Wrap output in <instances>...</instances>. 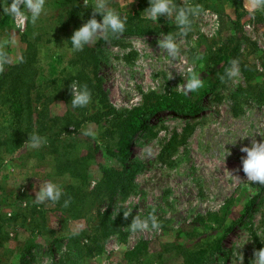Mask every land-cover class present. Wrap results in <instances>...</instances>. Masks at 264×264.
<instances>
[{"label":"rangeland","instance_id":"1","mask_svg":"<svg viewBox=\"0 0 264 264\" xmlns=\"http://www.w3.org/2000/svg\"><path fill=\"white\" fill-rule=\"evenodd\" d=\"M63 1L45 0L34 22L0 15V54L17 62L35 41L39 82L63 79L45 90L54 93L47 102L49 131L65 115L79 123L63 140L47 136L39 148L25 141L11 149L3 118L12 96L3 91L15 74L5 76L8 69L0 64V264H251L264 247V184L247 180L240 147L264 139V10L250 14L243 0L248 13L236 22L233 0H181L200 11L190 18V30H174L175 57L158 45L163 28L175 24L166 16L135 19V26H157L158 32L98 34L88 45L97 55L100 87L91 90L87 105L73 107L65 99L68 79L92 65L82 69L73 62L77 51L60 22ZM79 1L86 21L93 9ZM108 3L126 17H143L149 0ZM240 59L255 75L250 82ZM232 60L239 75L230 79L225 69ZM189 66L201 73L202 87L185 93ZM103 93L115 111L103 105ZM159 98L188 106L145 112ZM131 110L140 117L126 119ZM120 129L132 136L117 156L112 149ZM237 135L244 138L236 141ZM116 171L119 184L109 196L108 179ZM47 180L61 186V198L37 203L35 194ZM137 214L155 216L158 226L149 220L148 228L133 230Z\"/></svg>","mask_w":264,"mask_h":264},{"label":"trees","instance_id":"2","mask_svg":"<svg viewBox=\"0 0 264 264\" xmlns=\"http://www.w3.org/2000/svg\"><path fill=\"white\" fill-rule=\"evenodd\" d=\"M235 2V8L236 11H239L240 18L236 20V22H239V20L245 16L248 12L244 9L243 6V0H233ZM68 2H70L68 4ZM178 2L183 3L181 0H178ZM62 10L60 13H62L63 17L61 16L60 22L61 27L65 34L67 36H71L74 29L79 27L82 23H84V11L82 7V3L79 0H64L62 3ZM241 10V11H240ZM256 12V11H255ZM64 16L67 20L64 19ZM140 18L141 20H144V18L140 15V13H137L135 15L130 14L127 17L125 24L124 31H134L139 34H145V33H154L158 32L160 30L159 27L156 26V28H150L148 26H135V19ZM69 22V25L73 27L72 31L70 33H66L67 28L69 27L67 23ZM177 25L173 24L171 26L167 25L163 28L165 32H170L175 35V29ZM40 35H35V38H39ZM28 47H32L28 51H24L22 58H20L17 62H9L5 63V68L7 67V71L4 73L5 76L9 75V73H14L15 76L11 77V81L9 82V85L4 88V93L11 95L12 99L10 100V106L8 105V113L4 115L3 120L6 122H9V127L11 128L10 133V148L11 149H18L20 148L25 141L28 140V137L32 133H38L42 137H52L53 139L57 140H63L62 135L63 133L68 134L70 132L69 127L70 126H78L79 123L75 121V123H70L71 120L67 115L62 116L60 119V127L54 131H49L47 121L45 119H51L48 116V100L50 99V96L54 93H46V89L48 86H54L57 84L58 81L63 80L62 78H56L51 77L50 79H45L46 81L40 83L39 82V76H42V72L40 70V55H39V48L37 47L36 42H28ZM83 50H87L86 54H83ZM240 54L239 51H237V55ZM78 57L75 58L73 62H79L81 65H83L82 69H85L86 66L92 65L91 69L88 70L87 73H84L83 70L78 69L77 73L75 75H72V78L70 77L68 79V84L66 85L67 93L65 96L66 100L71 101V91H70V83L74 80V78L83 85H87L88 89L91 90L99 86V74L97 71V55L94 53V50L92 47H89L88 44L85 45L81 50L77 51ZM242 64V71L247 79V81H251L255 75L251 74L248 71V66L246 62L242 59H240ZM10 72L8 73V71ZM27 77V78H25ZM1 84V83H0ZM51 92H54L52 89ZM177 97L184 96L181 92H178L175 94ZM8 100V99H7ZM102 101L103 105L107 106L109 112L112 110L115 111V109L111 106V104L107 101V96L105 93L102 94ZM188 104L187 102H173L168 98H159L155 101L154 105H146L145 112L154 113L157 111L162 110H183L187 108ZM0 107H2V102L0 101ZM133 117H140L138 115V110H131L129 112V116L126 117V119H132ZM2 115H0V123L3 122ZM124 119V120H126ZM141 119V118H140ZM52 121L54 125L56 126V122H59L55 118L52 117ZM143 122L138 125L134 126V131H136L138 128L141 127ZM129 124H132L129 123ZM1 125V124H0ZM126 125L124 123L120 124V128H124ZM48 128V130H47ZM132 132H129L126 129H120L119 131V142H117L116 149H112V152L119 156L120 150L122 149H128V144L131 140ZM125 150V151H126ZM123 152V151H121ZM107 173H112L113 169H107ZM119 174L117 171L114 175L111 174V177L108 179V191H106L107 195L112 196L113 192L117 189L119 184V177L117 176Z\"/></svg>","mask_w":264,"mask_h":264},{"label":"clouds","instance_id":"3","mask_svg":"<svg viewBox=\"0 0 264 264\" xmlns=\"http://www.w3.org/2000/svg\"><path fill=\"white\" fill-rule=\"evenodd\" d=\"M83 2L86 7L90 6L93 9L94 14L74 29L71 36L67 39L71 42L72 50H81L98 34H115L124 31L127 17L117 9L111 7L108 0H91V4H89V0H83ZM246 7L250 14L256 10H264V0H249ZM0 8H2L0 15H6L12 20L21 21L25 18H30L34 22L44 12L45 0H6V2L5 0H0ZM199 11V5L177 3V0H149L148 6L143 10V18L157 22L160 21L162 16H166L180 28L181 32H185L190 30V18L198 15ZM96 13L100 14L101 19H97ZM158 45L161 49H166L169 56L175 57L178 52L176 37L170 32H166L164 37L159 39ZM9 62L10 59L7 55L0 54V64ZM188 72L190 75L184 84L185 93L199 90L202 87L201 73L194 70L193 66H189ZM225 72L230 79L238 77L239 67L237 66V62L232 60L230 66L225 69ZM69 87L71 91L70 102L73 107L84 106L90 102L91 93L87 85L71 81ZM238 137L244 138L237 135L236 141ZM45 142V138L38 133L30 134L27 140V144L31 148H39ZM240 151L245 153L241 157V163L247 180L264 184V139L259 141L252 139L250 146L242 144ZM62 192L63 189L58 183L52 180L43 181L35 194V202L42 203L46 200L57 201L61 198ZM128 211L131 212L132 210L129 209ZM125 216H127V213H125ZM149 220H151L152 228L158 226L155 216L149 214L147 217H142L137 214L132 219L131 227L133 230L148 228ZM251 264H264V247L255 250Z\"/></svg>","mask_w":264,"mask_h":264},{"label":"crops","instance_id":"4","mask_svg":"<svg viewBox=\"0 0 264 264\" xmlns=\"http://www.w3.org/2000/svg\"><path fill=\"white\" fill-rule=\"evenodd\" d=\"M249 3V0H245V5H247Z\"/></svg>","mask_w":264,"mask_h":264},{"label":"bare ground","instance_id":"5","mask_svg":"<svg viewBox=\"0 0 264 264\" xmlns=\"http://www.w3.org/2000/svg\"><path fill=\"white\" fill-rule=\"evenodd\" d=\"M232 239V238H231Z\"/></svg>","mask_w":264,"mask_h":264}]
</instances>
